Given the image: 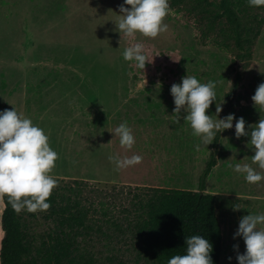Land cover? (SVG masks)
Listing matches in <instances>:
<instances>
[{"label":"rangeland","instance_id":"rangeland-1","mask_svg":"<svg viewBox=\"0 0 264 264\" xmlns=\"http://www.w3.org/2000/svg\"><path fill=\"white\" fill-rule=\"evenodd\" d=\"M123 3L0 0V110L15 107L44 129L58 153L50 173L57 185L82 186L85 195L115 216H121L137 187L198 191L200 177L215 155L206 193L218 199L220 264H238L237 251L246 250L243 238L234 237L239 220L264 212V181L248 183L230 166L252 163L250 136L237 138L234 121L232 129L218 131L211 144L197 150L200 140L183 119L187 113L181 110L179 123L173 116L170 88L187 74L202 83L215 81L216 101L208 114L218 118L216 104L222 103L219 118L230 113L243 117L249 130L264 118V108L251 99L264 82V27L238 94L227 107L225 96L238 66L234 55L203 43L195 20L171 8L164 18L166 32L155 38L137 33L121 41L115 22ZM132 42L144 43L153 58L144 70L123 58ZM124 121L136 140L131 150L121 148L114 134ZM133 153L141 155L142 162L120 170L108 159L111 154ZM3 211L0 196V249Z\"/></svg>","mask_w":264,"mask_h":264},{"label":"trees","instance_id":"trees-1","mask_svg":"<svg viewBox=\"0 0 264 264\" xmlns=\"http://www.w3.org/2000/svg\"><path fill=\"white\" fill-rule=\"evenodd\" d=\"M168 3L195 20L203 43L234 55L238 66L225 96L230 106L261 36L264 5L250 6L247 0ZM215 166L212 155L198 191L137 187L121 216L99 207L80 185H56L48 198L50 208L37 212H16L2 196L0 264H167L171 256L186 252L185 238L194 234L212 243V259L220 264L223 231L218 199L206 193Z\"/></svg>","mask_w":264,"mask_h":264},{"label":"clouds","instance_id":"clouds-1","mask_svg":"<svg viewBox=\"0 0 264 264\" xmlns=\"http://www.w3.org/2000/svg\"><path fill=\"white\" fill-rule=\"evenodd\" d=\"M247 3L258 7L264 5V0H247ZM169 11L168 0H124L119 6L120 14H117L120 19L115 22L121 41L124 38L131 40L137 33L155 38L166 32L168 24L164 18ZM122 55L125 61L134 62L142 70L153 59L142 42L130 43ZM215 88V81L202 83L194 75L183 76L181 82L172 84L170 88L175 105L173 116L179 123L181 110L187 113L183 119L190 125L192 134L200 140L195 146L197 150L211 144L218 131L232 129L235 121L236 137L250 136L254 155L251 156V164L237 162L230 166L236 173L243 174L248 183L258 184L264 181V172L258 171L252 164L264 169V118L255 125H249L246 131L243 117L237 118L230 113L219 118L223 109L222 103H217L215 111L218 118L214 119L208 110L216 101ZM251 99L254 106L264 108V82L258 85ZM114 134L119 137L121 148L131 150L136 143L127 121L121 122L114 129ZM57 159L58 153L50 146L49 137L43 128L15 107L0 110V196H7L13 210L37 212L50 208L48 198L58 183L50 173ZM108 159L116 170H120L140 164L143 157L136 153L123 157L111 154ZM235 208L240 209L238 205ZM262 225L264 212L249 213L240 218L234 237L243 238L246 250L243 254L237 251L238 264H264ZM185 243L186 252L171 256L167 264H214L211 256L213 245L204 236H186ZM233 247L238 250L239 245Z\"/></svg>","mask_w":264,"mask_h":264}]
</instances>
